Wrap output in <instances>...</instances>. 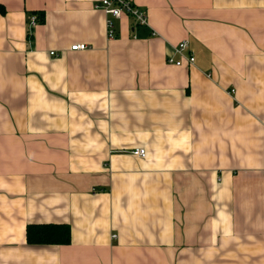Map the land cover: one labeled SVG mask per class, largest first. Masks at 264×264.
Wrapping results in <instances>:
<instances>
[{"label":"crops","instance_id":"1","mask_svg":"<svg viewBox=\"0 0 264 264\" xmlns=\"http://www.w3.org/2000/svg\"><path fill=\"white\" fill-rule=\"evenodd\" d=\"M131 1L0 0V264H264V0Z\"/></svg>","mask_w":264,"mask_h":264},{"label":"built area","instance_id":"2","mask_svg":"<svg viewBox=\"0 0 264 264\" xmlns=\"http://www.w3.org/2000/svg\"><path fill=\"white\" fill-rule=\"evenodd\" d=\"M96 9L102 10L107 16V37L113 40L117 37L116 21L120 20L124 15L129 16L134 21L135 28L147 27L149 25L148 16L145 11L135 6L131 0H98L95 5ZM38 24L37 16H32L29 22L30 33L32 29ZM88 46L85 44H76L72 46V51H84L87 50ZM188 50V42L182 41L176 48L175 53L182 58H186V61L193 65L195 63V58L193 55H185ZM55 55V53H51ZM169 62L177 66L183 64L182 61L174 62L173 59H169ZM132 155L145 158L147 156V151L145 149H136L132 151Z\"/></svg>","mask_w":264,"mask_h":264},{"label":"trees","instance_id":"3","mask_svg":"<svg viewBox=\"0 0 264 264\" xmlns=\"http://www.w3.org/2000/svg\"><path fill=\"white\" fill-rule=\"evenodd\" d=\"M3 12L4 8L0 6V13ZM39 18L42 22V16ZM70 235V227L64 224L29 225L27 228V241L30 245H65L70 243Z\"/></svg>","mask_w":264,"mask_h":264}]
</instances>
